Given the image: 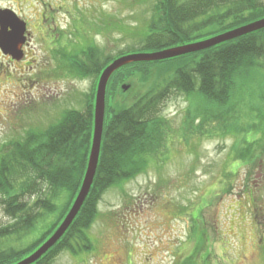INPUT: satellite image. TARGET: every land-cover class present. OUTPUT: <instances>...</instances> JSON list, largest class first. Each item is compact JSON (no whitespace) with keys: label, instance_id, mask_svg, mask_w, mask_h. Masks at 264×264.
Listing matches in <instances>:
<instances>
[{"label":"rangeland","instance_id":"374dc122","mask_svg":"<svg viewBox=\"0 0 264 264\" xmlns=\"http://www.w3.org/2000/svg\"><path fill=\"white\" fill-rule=\"evenodd\" d=\"M155 3L55 0L64 8L56 13L64 31L61 54L92 48L103 71L112 60L139 52ZM11 4L0 0L2 7ZM30 12L25 15L34 20ZM32 32L26 51L33 68L0 57V152L56 125L67 111L86 109L97 90L99 78L73 73L65 58L60 69L57 49ZM177 64L147 72L125 68L123 82L110 93L112 106L162 89ZM123 84L130 88L122 90ZM263 87L262 78H251L219 105L197 90L188 95L170 88L152 117L164 125L160 145L153 146L158 151L142 171L102 194L88 231L93 249L79 255L64 250L52 264H179L190 255L198 264L204 258L209 264H264ZM8 221L0 207V224Z\"/></svg>","mask_w":264,"mask_h":264},{"label":"trees","instance_id":"16d2710c","mask_svg":"<svg viewBox=\"0 0 264 264\" xmlns=\"http://www.w3.org/2000/svg\"><path fill=\"white\" fill-rule=\"evenodd\" d=\"M262 18L264 0H156L138 50L154 52L198 42ZM65 59L75 68L73 73L92 74L97 79L103 72L92 48L79 56L65 54ZM173 62L180 64L162 89L152 87L131 103L112 106L110 93L123 82L122 70L133 67L147 72ZM259 77L264 84V29L177 58L130 63L114 72L107 85L101 154L91 190L64 236L34 264H52L64 250L79 255L93 249L88 231L102 194L142 171L158 151L153 146L160 145L164 125L152 117L170 88L188 95L197 90L205 100L219 105L235 98L249 79ZM94 95L96 87L86 109L67 111L46 131L30 132L2 147L0 207L9 221L0 224V264H16L35 252L69 212L88 165ZM35 232L38 238L28 240ZM179 264L198 263L190 255ZM201 264H209L208 259Z\"/></svg>","mask_w":264,"mask_h":264},{"label":"water","instance_id":"95a60500","mask_svg":"<svg viewBox=\"0 0 264 264\" xmlns=\"http://www.w3.org/2000/svg\"><path fill=\"white\" fill-rule=\"evenodd\" d=\"M2 12L5 14L0 17L2 18V22L5 24L2 25V29L0 31V45L2 46L5 53H11L17 58H20L22 56L21 46L25 43L26 39V23L11 10H4ZM8 28H11V31H8ZM262 29H264V18L198 42L183 44L154 52H135L123 55L112 61L103 70L99 77L94 105L92 145L87 169L74 203L52 236L48 238L35 252L16 264H34L36 261H38L64 236L80 212L91 190L99 165L102 139L104 134L107 85L114 72L130 63L159 62L199 52ZM121 88L122 90L126 91L130 88V85L123 84Z\"/></svg>","mask_w":264,"mask_h":264},{"label":"flooded vegetation","instance_id":"af4514ba","mask_svg":"<svg viewBox=\"0 0 264 264\" xmlns=\"http://www.w3.org/2000/svg\"><path fill=\"white\" fill-rule=\"evenodd\" d=\"M12 2L11 6H0V16L5 14L4 10H11L13 11L21 20L26 23V33H25V43L21 46L22 56L17 58L15 55L11 53H5L2 46L0 45V57L8 60V64H19L22 62H27L29 66H25L29 70V68H33L34 65L30 63V58L27 57L26 47L30 44V40L33 36L32 29L36 30L35 34H38L39 40H41L42 45H52L54 49H57V53L59 56L60 69L65 68L64 58L65 56L61 54V41L62 35H64V31L62 28L59 27L57 14L61 9H64L63 6L55 5V0H10ZM63 3L65 0H61ZM30 14H34V20H31L30 17L25 15V12L30 11ZM32 23H34L32 25ZM5 23L2 22V18L0 17V31L2 29V25ZM8 31H11V28H8ZM66 32V31H65ZM40 43V44H41ZM63 48V47H62ZM55 53V51H54ZM4 63L1 62L0 67H3ZM46 67H49L47 65ZM44 67V68H46ZM44 68H41L40 71H43ZM25 70V69H24ZM60 75V73H57ZM39 81V80H38ZM39 83V82H37Z\"/></svg>","mask_w":264,"mask_h":264}]
</instances>
